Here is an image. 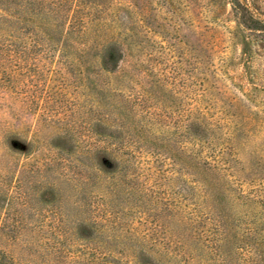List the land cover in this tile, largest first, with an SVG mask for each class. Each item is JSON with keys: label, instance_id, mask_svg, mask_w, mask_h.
<instances>
[{"label": "rangeland", "instance_id": "374dc122", "mask_svg": "<svg viewBox=\"0 0 264 264\" xmlns=\"http://www.w3.org/2000/svg\"><path fill=\"white\" fill-rule=\"evenodd\" d=\"M16 1L0 7L9 258L221 264L249 244L263 259L264 41L230 0ZM87 133L99 146L79 156Z\"/></svg>", "mask_w": 264, "mask_h": 264}, {"label": "trees", "instance_id": "16d2710c", "mask_svg": "<svg viewBox=\"0 0 264 264\" xmlns=\"http://www.w3.org/2000/svg\"><path fill=\"white\" fill-rule=\"evenodd\" d=\"M9 1L10 4L18 5L19 3L16 0H0V7L2 11H5V4L4 2ZM232 11L234 14V17L236 18V21L241 29V31L246 35L247 39H250L252 36L258 37L260 40L264 41V14L260 12V9L258 8V1L257 0H230L229 1ZM20 6V4L18 5ZM17 6V7H18ZM79 7V6H78ZM9 11L11 9L9 7H6ZM260 48H264V46L259 45ZM245 54H248L251 56V53L248 51L245 52ZM248 56V57H249ZM107 63H112L113 59H107ZM72 135L79 136L82 135V130H85V128L80 127L77 128L74 125V129H72ZM87 130V129H86ZM98 139H91L90 135L87 133L85 134L83 139H79V141L76 140L75 145V152L77 155L82 156L86 154H91L93 151V147L98 148L99 144L97 143ZM100 148V147H99ZM49 163H58L60 165L67 164L65 160L63 159H57L55 157H51L49 161L46 162V165ZM217 166L209 165L208 169L206 170V174L209 175V173L213 170H215ZM155 198V197H154ZM157 201H160L163 203V200L160 199ZM165 208L166 209H176V204H172L171 201L165 200ZM193 216V215H191ZM190 219H193L194 222L200 223L201 219H198V217H191ZM196 220V221H195ZM213 225V226H211ZM9 225L8 223H4L0 225V235L1 238L6 239V242L12 241L14 239V233L19 230L17 225H14L13 227ZM211 230V245L216 246L214 249H211L212 253L218 254L219 249L215 243L216 241V235L222 234V225H219V222L211 221L210 226ZM249 231V230H248ZM247 231V232H248ZM225 232V231H224ZM10 239V240H9ZM251 250L252 247L249 244L243 245V246H237L235 249V256L234 257H215L214 259L217 261H221V264H232L230 263L233 261V264H264V257L263 259L254 260L251 258ZM218 252V253H217ZM0 264H16L12 259L9 258V255H7L6 251L2 246H0ZM89 264H96L95 261H90ZM184 264H188L187 259H185Z\"/></svg>", "mask_w": 264, "mask_h": 264}, {"label": "clouds", "instance_id": "9594fccd", "mask_svg": "<svg viewBox=\"0 0 264 264\" xmlns=\"http://www.w3.org/2000/svg\"><path fill=\"white\" fill-rule=\"evenodd\" d=\"M120 63H122V61Z\"/></svg>", "mask_w": 264, "mask_h": 264}]
</instances>
